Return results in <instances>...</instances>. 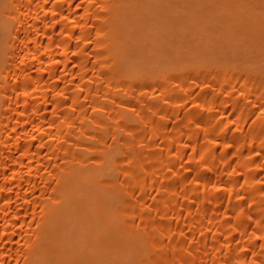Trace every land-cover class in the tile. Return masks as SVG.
Segmentation results:
<instances>
[{
	"label": "bare ground",
	"instance_id": "obj_1",
	"mask_svg": "<svg viewBox=\"0 0 264 264\" xmlns=\"http://www.w3.org/2000/svg\"><path fill=\"white\" fill-rule=\"evenodd\" d=\"M258 1L0 0V264H264Z\"/></svg>",
	"mask_w": 264,
	"mask_h": 264
},
{
	"label": "rangeland",
	"instance_id": "obj_2",
	"mask_svg": "<svg viewBox=\"0 0 264 264\" xmlns=\"http://www.w3.org/2000/svg\"><path fill=\"white\" fill-rule=\"evenodd\" d=\"M260 1V0H259ZM258 1V2H259ZM263 1V0H262ZM246 2H247V4H249V3H254V4H256L257 3V1H256V3L254 2V0L252 1V0H246ZM252 56L250 55V53L249 52H246V69H248V68H250L251 67V63H250V58H251ZM247 62H249V65H248V63Z\"/></svg>",
	"mask_w": 264,
	"mask_h": 264
}]
</instances>
